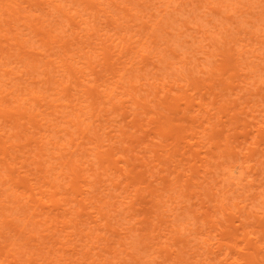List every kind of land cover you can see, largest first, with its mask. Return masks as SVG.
<instances>
[{
	"label": "bare ground",
	"instance_id": "obj_1",
	"mask_svg": "<svg viewBox=\"0 0 264 264\" xmlns=\"http://www.w3.org/2000/svg\"><path fill=\"white\" fill-rule=\"evenodd\" d=\"M202 1L253 12L251 0H0V264H264V23L207 26ZM187 31L205 41L189 56L172 39ZM228 100L241 125L220 115ZM143 219L151 258L135 242Z\"/></svg>",
	"mask_w": 264,
	"mask_h": 264
},
{
	"label": "rangeland",
	"instance_id": "obj_2",
	"mask_svg": "<svg viewBox=\"0 0 264 264\" xmlns=\"http://www.w3.org/2000/svg\"><path fill=\"white\" fill-rule=\"evenodd\" d=\"M254 4H253V12L251 14L245 12L244 10H242L244 13L240 14V15H237L236 13L233 12V10H217L214 8V6H212L211 4L209 3H206V2H199V5L197 6L196 8V11L195 13L193 14L195 17L194 19L203 23V24H206L207 26H210V27H213L215 24L216 26L220 27L221 24L223 25H231L232 27H239V25H243L246 27V25H248V20L250 19H254L255 20V24H260V23H264V19H256V17H258V15L264 11V0H251ZM162 8V7H160ZM239 12V11H238ZM188 13L186 14L185 12H168L165 14V17L168 18L170 21H173V23H175V19L178 18V19H182V18H186L188 17ZM263 17H264V14H263ZM189 18V17H188ZM247 20V21H246ZM177 23V22H176ZM188 33H184L183 35L181 36H177V35H173L172 36V39L175 41V43L177 44L178 47H180L181 49H186L189 53L187 56L191 55L192 53H195V50L198 48L199 44H202V43H205V41H200L199 40V37L196 35V36H193L194 34L187 31ZM250 34L247 33V36H249ZM258 38L262 39L264 38L263 36H258ZM196 56H198V54H196ZM195 57V56H194ZM168 58L171 60L172 58V54H169L168 55ZM179 57H176V60H178ZM166 61V60H165ZM221 61V59L219 60H216L215 61V64H219V62ZM230 62V61H229ZM262 65V64H260ZM162 66H164L162 64ZM199 68V66H196L195 67V70H197ZM164 70H167V71H170L169 68H164ZM241 70H238L235 71V79H234V82L236 83L237 82V79L238 78H241ZM262 77L264 76V65H262V68H258V71H257ZM253 87H251L252 89ZM250 89V90H251ZM258 94V99L262 96V94H264V83L261 84L260 86V89H259V93ZM249 94L248 92H246L243 96H242V100H246V97H248ZM228 102V105H227V108L220 114L223 116V118H227L231 115L234 116V119L236 120V125H241L242 122L244 121L242 118L245 117V114L244 113H241V108L239 106H237V104L235 105V102H230L229 100L227 101ZM230 102V103H229ZM128 101L125 102V104H127ZM218 105V102L216 103ZM123 110H125V108H122ZM127 112V111H126ZM124 122H127L128 119L131 118V115H128V112L126 113V115L124 116ZM139 124V123H137ZM188 134V139H190L193 135H192V130H188L187 131ZM219 133V131H217V128L214 129L212 131V137L213 136H216L217 134ZM135 149L132 150V152H136L137 150V147H133ZM135 158V157H134ZM136 161H135V165L138 166L139 168H143L142 166V159H137L135 158ZM201 161L200 160H197L196 161V172L201 174V171H202V167H201ZM153 164L151 163V166ZM260 167V169L258 170V168ZM255 168V171H256V174H258L257 176L260 178L262 176V174H264V160H263V163H260V164H256L254 166ZM144 177L147 179V178H150L148 175H145L144 174ZM151 179V178H150ZM150 179H147V180H150ZM154 181H152L148 187H146L147 189L144 190V194H149L150 192H153V187H154ZM98 184V183H97ZM165 184V183H164ZM167 185L169 186L168 184V181H166V185L165 187L167 188ZM200 190V188H199ZM201 191H204L205 193L207 192L206 190L204 189H201ZM206 196V194H205ZM145 199H149V197H145ZM187 201H193V204H191V208H192V211L193 210H196L198 209V204L199 202H201V199L198 198V196H194V197H191L190 200H186ZM121 201H118V202H114L113 204H108L109 207L112 209V212L115 211V209L118 208L121 206L120 205ZM255 204H257L255 202ZM134 205H137V204H134ZM149 205V203H148ZM205 208H201L200 210V214L198 215V218H197V223H200V221L206 216L208 215V211L206 212L204 210ZM130 211V210H129ZM148 211L147 207L143 210H138L137 212V218H144L145 216V213ZM191 213V212H190ZM127 212H120L118 211V219H119V222H123L125 223L126 220H124V215H126ZM147 214V213H146ZM128 217V216H126ZM193 217H191L192 219ZM186 219V216L183 215V213H180L177 217V221L178 222H181L183 220ZM144 223H143V227L140 231H138V236L135 237V242L136 244L139 246V250L141 251V254L145 256V258H151L152 256H154L153 252L152 251H148V248L146 250H143L142 246L143 243H141V240H142V234L147 231L148 229V226H145L147 225V221L145 219H143ZM210 224V222H209ZM256 225L257 222L255 220V218L252 219V223L251 225ZM122 230L121 229H118V232H121ZM120 233H118L119 235ZM201 234L198 233L197 236H200ZM204 236V235H203ZM227 236V235H226ZM202 238V237H201ZM226 239V237H223L221 239ZM129 238H127L126 240H128ZM227 239H230V238H227ZM118 247H119V243H118ZM187 249V248H186ZM162 256L165 255L166 252L162 251ZM157 254V253H156ZM123 256V259H121L122 261V264H133L131 262V260L123 253L122 254ZM146 264H148L149 262L145 261ZM194 264V263H193ZM243 264V263H241Z\"/></svg>",
	"mask_w": 264,
	"mask_h": 264
}]
</instances>
